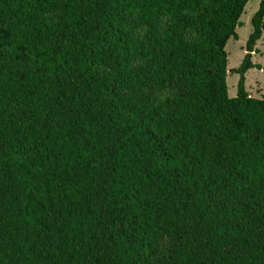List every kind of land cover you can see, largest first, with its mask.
Listing matches in <instances>:
<instances>
[{
	"label": "trees",
	"instance_id": "trees-1",
	"mask_svg": "<svg viewBox=\"0 0 264 264\" xmlns=\"http://www.w3.org/2000/svg\"><path fill=\"white\" fill-rule=\"evenodd\" d=\"M247 1L0 0V264H264Z\"/></svg>",
	"mask_w": 264,
	"mask_h": 264
},
{
	"label": "rangeland",
	"instance_id": "rangeland-1",
	"mask_svg": "<svg viewBox=\"0 0 264 264\" xmlns=\"http://www.w3.org/2000/svg\"><path fill=\"white\" fill-rule=\"evenodd\" d=\"M261 0H248L244 10L239 18V25L236 27L237 38H229L225 46L227 52V76L226 83L228 88V95L230 97L236 96L237 84L240 74L235 70L240 68L245 61L247 54L246 45L249 35L252 32L251 19L257 11ZM263 37L259 39L255 45V52L250 55V62L254 67L246 69L244 72V84L248 94L252 97H264V45Z\"/></svg>",
	"mask_w": 264,
	"mask_h": 264
}]
</instances>
